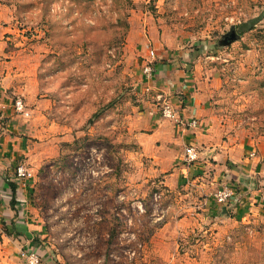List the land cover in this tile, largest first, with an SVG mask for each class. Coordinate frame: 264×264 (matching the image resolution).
Instances as JSON below:
<instances>
[{"label": "rangeland", "instance_id": "1", "mask_svg": "<svg viewBox=\"0 0 264 264\" xmlns=\"http://www.w3.org/2000/svg\"><path fill=\"white\" fill-rule=\"evenodd\" d=\"M0 42V133L25 140L16 165L31 181L22 238L10 237L20 249L0 245V264H27L32 249L41 264H264V0H0ZM148 62L203 88L246 178L230 158L217 175L227 157L194 139L212 165L187 177L175 143L151 152L155 124H205L154 100Z\"/></svg>", "mask_w": 264, "mask_h": 264}, {"label": "crops", "instance_id": "2", "mask_svg": "<svg viewBox=\"0 0 264 264\" xmlns=\"http://www.w3.org/2000/svg\"><path fill=\"white\" fill-rule=\"evenodd\" d=\"M186 55L187 54H184V59ZM153 69V78L151 77L153 82H155L157 87H163L161 90L163 93L157 94L158 99L154 100H159L158 102L163 101L164 103H166V100L171 101L174 105H176V107H182L179 110L182 116H192L199 118L205 125L195 131L197 133L196 135H192L184 132L180 127L178 128L181 130L177 129V127H175L173 124H170L169 127H167L168 132L165 134L164 129L161 126L160 128L157 126V124H155L153 133L149 135V140L151 141L149 149L151 152H158L156 148L161 149V147L163 148L165 145H168L169 142H173L172 144L175 143L185 156V148L187 147L185 145L187 144L186 142L194 139V143L206 153L213 154V156H218V159L227 157L224 158V163H221L220 161L217 164H213L214 169L217 170V175L221 174L219 172L224 170L226 166L225 164L229 163L228 158H230L233 160V162H235V164H237V166L241 167L240 172L235 171V169H230L231 174H238L240 180L246 178V176H248V173L245 175V172H247V168L245 167L247 162L244 160L243 155H240L235 151L236 147H231L228 150L230 144L222 141L219 143L215 135L212 133V130L215 128L211 126L214 114L211 113L208 102L206 101V93L201 90L203 88L195 83V79L192 78L190 80L186 75L187 71H184V69L181 71L182 69L164 66L162 64H153ZM2 82V79H0V112H2V107L5 108L7 106L4 103V85ZM159 104L160 103H158V105ZM153 106L154 108L151 109V114L147 115V117H149L151 121L154 120L153 118L160 120L161 117H159L158 113L156 112L157 104L153 103ZM149 123L152 124L150 121ZM209 125L211 126V134H208L209 132L207 133ZM158 140H160V144L158 143ZM24 143L25 140L18 138L16 135H3L0 133V238L3 239V242L0 241V245L3 246L4 250L9 253H11L14 248H17V250L20 249V246L16 243L14 246L9 245L13 244L10 237L17 236V238H22V235L18 234L19 230H21L19 228V224H22L23 221L17 220V215L22 211V209H26L29 206L27 188L31 181L30 179L28 180V178L19 181L17 178V169L20 165H16L17 161L27 149ZM213 149H217L219 152H215ZM202 156L203 154L201 153L200 157ZM200 159L201 158L189 164L186 162L183 163L184 165L182 169L184 170L183 172L185 177L189 176L190 172L198 171V168L209 169V167L212 165L211 163L205 161V158H203V161ZM256 163L257 164L254 168V172H252L250 176H253V174H262L259 172L262 163L258 161ZM227 166V169H229V165ZM263 169L264 167L262 166V172L264 171ZM11 184L16 187L15 190H13ZM256 191L258 192V190ZM253 199L254 202H258L256 197ZM24 233H26V231H24Z\"/></svg>", "mask_w": 264, "mask_h": 264}, {"label": "built area", "instance_id": "3", "mask_svg": "<svg viewBox=\"0 0 264 264\" xmlns=\"http://www.w3.org/2000/svg\"><path fill=\"white\" fill-rule=\"evenodd\" d=\"M149 57L153 58V53L150 52L149 53ZM154 69L152 66V62H148L146 63L145 67H144V73L146 74L147 77L151 78L154 74ZM17 112H22L24 109V104L23 101L19 100L16 102V107H15ZM163 116L166 119H170V120H175L178 124L180 125H184L183 121L180 120L179 118V114L174 111V109L169 106L166 105L163 109ZM198 126H200L199 120L197 118H192L191 120H189L188 123V127L189 128H197ZM185 162L186 163H193L195 161H197L200 157V153L199 151L196 149L195 146L193 145H188V147L185 148ZM17 178L19 181L25 180L28 178L27 175V170L24 166H19L17 169ZM230 194L228 193V191L226 192H221L219 195V201L220 202H225L228 198H229ZM25 258H26V262L27 264H41V258L40 255L38 253L37 250H29L28 252H26L24 254Z\"/></svg>", "mask_w": 264, "mask_h": 264}, {"label": "trees", "instance_id": "4", "mask_svg": "<svg viewBox=\"0 0 264 264\" xmlns=\"http://www.w3.org/2000/svg\"><path fill=\"white\" fill-rule=\"evenodd\" d=\"M12 185V184H11ZM12 187H13V190H15L16 189V187L14 186V185H12Z\"/></svg>", "mask_w": 264, "mask_h": 264}]
</instances>
